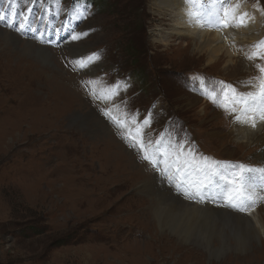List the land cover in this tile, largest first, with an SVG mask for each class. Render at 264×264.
Masks as SVG:
<instances>
[{"label":"rangeland","instance_id":"1","mask_svg":"<svg viewBox=\"0 0 264 264\" xmlns=\"http://www.w3.org/2000/svg\"><path fill=\"white\" fill-rule=\"evenodd\" d=\"M159 2L0 0V264H264L263 238L237 248L244 226L218 210L248 216L247 209L239 212L227 197L207 198L215 190L205 180L218 164L246 194H260L254 211L260 208L264 220V172L247 171L264 169V130L242 139L244 129L235 127L243 126H234L245 122L238 108L251 107L264 85V49L255 54L249 42L230 41L235 55L225 50L218 60L211 46L199 51V40L196 46L186 34L162 39L155 28L171 29L173 21L164 20ZM240 3L235 12L264 41V0ZM233 22L234 33L247 37L250 30ZM5 29L13 36L5 37ZM81 32L88 35L73 41ZM27 40L51 48L52 62L30 56L37 45ZM71 45L83 55L74 56ZM242 54L245 64H237ZM229 55L237 65L227 67ZM77 60L90 67L81 69ZM124 72L135 83L123 82ZM187 74L202 91L211 89L207 100L188 91ZM118 75L124 77L117 81ZM184 153L197 166L194 178L206 184L198 189L206 202L181 179L175 161ZM231 158L245 167L242 176ZM250 161L257 166L248 167ZM153 177L180 199L218 210L197 219L196 231L213 230L207 232L220 256L206 254L208 234L189 239L182 223L159 221ZM252 250L256 256L236 259Z\"/></svg>","mask_w":264,"mask_h":264},{"label":"bare ground","instance_id":"2","mask_svg":"<svg viewBox=\"0 0 264 264\" xmlns=\"http://www.w3.org/2000/svg\"><path fill=\"white\" fill-rule=\"evenodd\" d=\"M160 1L161 2H159V3H161V5L163 7L162 13L164 15L163 16L164 20H166L167 18H170V20L173 21L171 29L169 27H167L166 29H165V27L162 28L160 26H163V25H160V24H158V26L155 28L156 31L157 30L159 31V32H156V34L158 35V37H161L162 39H164V37H169L171 35L170 33H172V32L174 34H178V35L186 34L187 36H190V38L193 37L196 39V42H194V44L196 46H197V40H199L198 42L201 43L200 44L201 46H197V49L199 51L200 50H208L209 46H211V48L209 50H210L211 54H213V55L215 54L214 56H212V58L215 57V59H218V60H220V58L219 57L217 58L216 56H218L219 53L221 54L225 50L228 54L232 53L233 55H235L234 54L235 52L233 53L232 51H230V47H231L230 45H231L232 41L235 42L234 43L235 45H237V44L241 45V44H244L246 42H249V44H252L255 47V48H252L251 53H255V54L258 53L259 54V52L264 49L263 38L255 40L256 36L253 35L254 33L252 32L254 26L252 24H249L248 21H250V20L246 21L245 16H244V20H241L240 16H238V14L235 12V9L239 8L240 5L242 4V3H240V0H233L235 2H233V1L230 2L227 0H160ZM157 5H159V4H157ZM256 16H258V15H256ZM235 20H237V25L239 26V28L243 27L244 29L250 30L247 33V35H248L247 37L246 36L240 37L238 35V34H241L240 30H237V32H238L237 34L234 33L233 25H235V22H233V21H235ZM240 20L243 21V23L240 24V22H239ZM225 22L227 23L228 26H224ZM256 25H258V24H256ZM165 30H166V32H163ZM11 32L8 31L7 29H5V32H3V33H4V36H5V34H8L10 37H12L13 35L11 34ZM26 43H28L30 46L36 44L30 40H27ZM206 43H207V45H206ZM77 47H75L73 45H71L69 47V48H73L74 55L80 54L82 52V48L78 49ZM234 48H236V47L233 46V48H231V50ZM31 49H32L33 53L29 52L30 56L34 57L36 60H39L38 58H40L41 60H45L48 63L52 62V58H51V55L49 52V50L51 48L49 49V47H44V46L39 47L37 45L36 48L32 47ZM38 50L40 52H43V53H40ZM51 51H54V50L52 49ZM42 54H44L45 56L42 57ZM229 57H230V55H229ZM238 61L245 64L244 63L245 54H242L241 60L238 59L236 61L237 64H238ZM227 63H228L227 67H229V65H237L235 63L234 59L231 57L229 58L228 62H226V64ZM261 63H262V65H261L260 69H261V72L264 73V62L261 61ZM22 66H23V64H22ZM44 73H45V70H44ZM258 90H259L258 91L259 94L256 96V98L250 99V101H249L252 104L251 108L247 109V105H243L241 107V110H240L241 115L251 117V122H250L248 129L235 127L236 129H238V132L240 129H244L243 130L244 134L240 135V138H242V139H244L245 137L249 138L252 135H257L258 131L262 132L264 130V120H261V116H264V87H259ZM85 118H87V117H85ZM83 122H85V121H83ZM253 123L255 124V127L252 126ZM99 131H107V130L100 128ZM263 143H264V141H263ZM121 146L124 147L122 144H121ZM126 150H127V148H126ZM124 156H125V154H124ZM260 156H262V154ZM130 158L132 159V157H130ZM124 162H126L125 159H124ZM124 166H125V164H124ZM140 167H142V166H140ZM144 168H146V170L148 169L146 167V165H144ZM213 172L218 173V175H215V180H214L216 192L218 194L225 195L226 197H228L229 194L232 193V191L228 192L227 188H229V187H228V184H226L225 179L223 178L224 177L223 174L218 169H215V171H213ZM141 178L142 177H140L139 180ZM184 181H187L189 183V185H192L194 188L195 187L198 189L200 188V186L198 184H196V182L195 183L192 182L190 176L188 177V176L184 175ZM151 184L157 188L160 187V189L157 190V193L159 195L158 203H157V205H158L157 210L160 211L159 221L161 222L163 220V223L169 224L168 218H170L174 223L175 222L176 223L177 222L182 223V225H184V227H185V229H184L185 231H181V233L183 235L185 233L188 236L187 238L191 239L197 233L208 234L207 230L212 232L213 230L210 228H205L206 233L203 232L202 230H201V232L196 231V227L200 223L197 219L200 220L201 218L204 219L206 217H211L214 213H216L218 210H220L219 213L221 215H223L224 218H226L227 220H232V221L237 220L242 224V226H244V230H242V231L245 232V236L243 239H237V244L235 245L237 248H244L246 250V248L252 246L254 244V242L256 240H258V238H263V242H264V220H262V215H260V208L257 207L258 208L257 209L258 210L257 215L254 211V208L256 206H252V207L247 209L246 212H247L248 216H243L240 214H236L234 212L229 213L227 210L222 211L223 210L222 208L217 210L215 208L213 209L210 207H204V206L198 205V204H191L185 200H182L177 195H175L166 186L159 185L158 180L155 177H153V181ZM143 186L146 189H152V187L149 186L147 183L143 184ZM163 189H165L164 190L165 192L161 191ZM232 190H233V188H232ZM253 196L257 197V195H254V194H253ZM261 197L264 200V194L261 195ZM196 199H199L203 202H206L205 197L199 191L197 192ZM219 201L220 200H218V202ZM156 202H157V200H156ZM166 209H168L169 212L173 213V216H175L176 218L171 217L172 215L169 216L168 212H166ZM207 213H210V214H207ZM259 216H261V218H259ZM217 218H219V217H217ZM201 222H202V220H201ZM165 224H163V225H165ZM212 238H213L212 233L208 234V239H207L208 244L205 245L206 246V254L212 258H215L216 256H220V254L216 250L218 248L216 246H214V244L212 243V240H211ZM196 240L202 241L201 238H199V237H197ZM254 251L255 250H252L251 253H246L245 258H243V257L240 258V256L237 255L236 259L245 261L249 257L256 256L254 254ZM255 252H256V254L258 253L257 251H255ZM251 259H253V258H250V260ZM244 264H250V263L245 261Z\"/></svg>","mask_w":264,"mask_h":264},{"label":"snow or ice","instance_id":"3","mask_svg":"<svg viewBox=\"0 0 264 264\" xmlns=\"http://www.w3.org/2000/svg\"><path fill=\"white\" fill-rule=\"evenodd\" d=\"M224 26H228L227 23L225 22ZM88 33L87 32H81V33H73L72 34V40L73 41H78L82 38V36H87ZM89 60H91V58H89ZM77 63L79 64L81 69H85L90 67V63H83L79 60H77ZM261 120H264V116H261ZM145 124L148 123L147 120L144 121ZM253 127H255V124L253 123L252 125ZM146 135V133H145ZM140 150L143 151L144 150V145L143 143H141L139 145ZM144 159L146 162H150L149 161V157L148 156H144ZM159 161L155 162V165H158ZM247 171L249 172H255V171H259V172H264V169H247ZM213 175H218V173H214ZM224 179H228L227 177H223ZM206 184H210L211 181V177H206ZM230 183L234 186L232 193L229 194L228 199L229 200H236L237 202L232 204L231 206L233 208H236L239 212L244 213L246 211V209L254 206L256 203L259 202L260 197H253L250 194H246L245 192V188L242 184V182H240L237 178H233ZM206 184H201L200 187H205ZM186 197L188 196L187 193H183Z\"/></svg>","mask_w":264,"mask_h":264}]
</instances>
